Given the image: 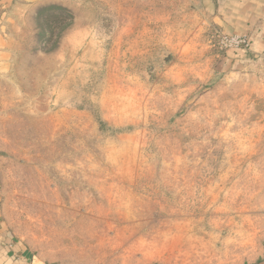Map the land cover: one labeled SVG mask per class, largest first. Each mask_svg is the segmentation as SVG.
Returning <instances> with one entry per match:
<instances>
[{"label":"rangeland","instance_id":"1","mask_svg":"<svg viewBox=\"0 0 264 264\" xmlns=\"http://www.w3.org/2000/svg\"><path fill=\"white\" fill-rule=\"evenodd\" d=\"M54 3L9 26L0 264H262L264 59L200 0Z\"/></svg>","mask_w":264,"mask_h":264},{"label":"crops","instance_id":"2","mask_svg":"<svg viewBox=\"0 0 264 264\" xmlns=\"http://www.w3.org/2000/svg\"><path fill=\"white\" fill-rule=\"evenodd\" d=\"M49 1L55 4L56 0H0V78L8 73L12 62L11 21L28 13L33 6L39 8ZM200 4L201 11L218 32L227 36L247 35L249 56L254 60L264 59V0H200ZM9 247L8 259L3 258L1 264H25L16 261L26 259V253L15 243Z\"/></svg>","mask_w":264,"mask_h":264},{"label":"built area","instance_id":"3","mask_svg":"<svg viewBox=\"0 0 264 264\" xmlns=\"http://www.w3.org/2000/svg\"><path fill=\"white\" fill-rule=\"evenodd\" d=\"M220 40L225 48L240 49L243 53L250 52V40L246 36L221 35Z\"/></svg>","mask_w":264,"mask_h":264}]
</instances>
